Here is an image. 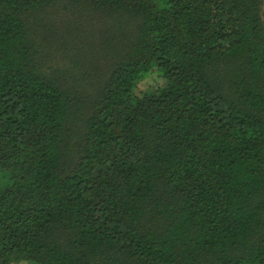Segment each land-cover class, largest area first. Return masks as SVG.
Segmentation results:
<instances>
[{"label":"trees","instance_id":"1","mask_svg":"<svg viewBox=\"0 0 264 264\" xmlns=\"http://www.w3.org/2000/svg\"><path fill=\"white\" fill-rule=\"evenodd\" d=\"M0 264H264V0H0Z\"/></svg>","mask_w":264,"mask_h":264},{"label":"rangeland","instance_id":"2","mask_svg":"<svg viewBox=\"0 0 264 264\" xmlns=\"http://www.w3.org/2000/svg\"><path fill=\"white\" fill-rule=\"evenodd\" d=\"M152 81V79H150V78H147L146 80H143V81H141L140 83H139V87L141 88V89H144L145 88V86L148 84V82H151Z\"/></svg>","mask_w":264,"mask_h":264}]
</instances>
